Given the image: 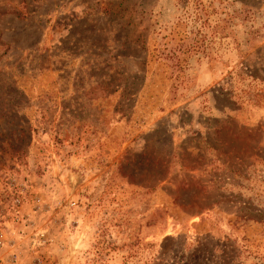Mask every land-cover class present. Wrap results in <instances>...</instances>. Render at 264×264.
Here are the masks:
<instances>
[{
  "label": "rangeland",
  "instance_id": "1",
  "mask_svg": "<svg viewBox=\"0 0 264 264\" xmlns=\"http://www.w3.org/2000/svg\"><path fill=\"white\" fill-rule=\"evenodd\" d=\"M3 264H264V0H0Z\"/></svg>",
  "mask_w": 264,
  "mask_h": 264
},
{
  "label": "built area",
  "instance_id": "2",
  "mask_svg": "<svg viewBox=\"0 0 264 264\" xmlns=\"http://www.w3.org/2000/svg\"><path fill=\"white\" fill-rule=\"evenodd\" d=\"M0 239H1V235H0ZM0 243H1V241H0ZM0 264H3V263L1 262V260H0Z\"/></svg>",
  "mask_w": 264,
  "mask_h": 264
}]
</instances>
